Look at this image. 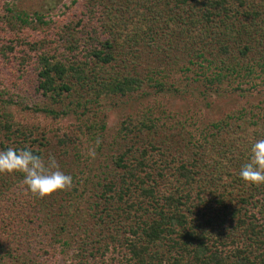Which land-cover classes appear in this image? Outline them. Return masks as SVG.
Instances as JSON below:
<instances>
[{"label": "trees", "instance_id": "trees-1", "mask_svg": "<svg viewBox=\"0 0 264 264\" xmlns=\"http://www.w3.org/2000/svg\"><path fill=\"white\" fill-rule=\"evenodd\" d=\"M25 1L0 0V150L51 153L73 182L41 199L21 174L0 175V226L26 223L0 232V264L15 256L10 234L48 242L46 264H264V184L239 177L264 112L243 106L203 125L160 104L123 118L108 142L88 107L170 91L179 72L247 98L264 86V0H68L55 14ZM58 104L83 119L57 141L14 111L57 117Z\"/></svg>", "mask_w": 264, "mask_h": 264}, {"label": "rangeland", "instance_id": "rangeland-1", "mask_svg": "<svg viewBox=\"0 0 264 264\" xmlns=\"http://www.w3.org/2000/svg\"><path fill=\"white\" fill-rule=\"evenodd\" d=\"M68 0H28L23 4L25 7H33L35 10H39L44 13H57L62 5ZM182 73H174L169 79L173 82L174 89L159 94L156 89H151L149 92L143 94H136L132 98L130 97L126 102L115 105V101L110 96L103 97L99 105L94 103L88 104L91 109L89 116L94 117L97 114L99 119H106L107 129L105 131L106 139L108 142L112 141L118 130L120 121L129 115H135L138 111L147 110L149 107H154V113H157L156 106L164 104L173 112L178 115L189 119L191 124L193 121L196 123H202L205 125L214 119H221L229 114L235 113L238 109L245 106H252L257 112H264V86L262 84L250 89L249 96L244 98L241 91L232 90L227 87L224 91L218 93L209 94L204 88L195 82H187L183 78ZM118 103V102H117ZM75 105H70L69 108L63 105H54L53 108L59 113V116L54 117L44 112H35L27 109L25 106L14 107V111L17 113V117L21 122L35 127L39 132L47 135L52 140L57 138H64L65 135L73 136L77 132V126L80 120L83 119L82 110L74 112ZM190 119H192L190 121ZM57 137V138H56ZM111 144L105 143L101 152L96 153L95 166L97 168L99 164L109 158ZM73 159V157H72ZM20 216V215H19ZM23 215L17 217V228L13 225L10 227L5 226L0 228V232L7 229L10 233H16L20 229L26 227V223L21 221ZM19 223L21 225H19ZM2 224V222H0ZM15 225V224H14ZM20 228V229H19ZM9 241L3 240V244L8 249H12L14 257L8 260V264H46L49 262V253L46 254L44 246L48 243L41 241L35 243L36 246H40L38 250L29 246L26 241H21V244L17 242V239L10 234ZM18 238V234H17ZM46 240H49L47 237ZM24 245H23V244ZM4 249V248H3ZM6 250V249H4ZM8 251V250H6ZM61 264V261H55L52 259L51 263Z\"/></svg>", "mask_w": 264, "mask_h": 264}, {"label": "clouds", "instance_id": "clouds-1", "mask_svg": "<svg viewBox=\"0 0 264 264\" xmlns=\"http://www.w3.org/2000/svg\"><path fill=\"white\" fill-rule=\"evenodd\" d=\"M250 153L239 177L246 184H264V139L255 141ZM16 173L21 174L26 190L41 199L70 189L73 182V177L60 169L54 155L49 153L45 158L27 146L0 150V175Z\"/></svg>", "mask_w": 264, "mask_h": 264}]
</instances>
